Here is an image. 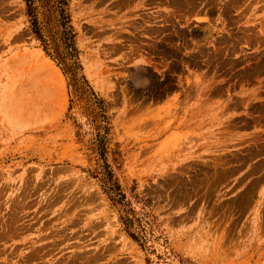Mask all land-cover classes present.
Here are the masks:
<instances>
[{
  "label": "rangeland",
  "instance_id": "374dc122",
  "mask_svg": "<svg viewBox=\"0 0 264 264\" xmlns=\"http://www.w3.org/2000/svg\"><path fill=\"white\" fill-rule=\"evenodd\" d=\"M46 1L0 0V264H264V0Z\"/></svg>",
  "mask_w": 264,
  "mask_h": 264
},
{
  "label": "trees",
  "instance_id": "16d2710c",
  "mask_svg": "<svg viewBox=\"0 0 264 264\" xmlns=\"http://www.w3.org/2000/svg\"><path fill=\"white\" fill-rule=\"evenodd\" d=\"M48 7L51 8L55 13H59L60 16V26L64 29L65 28V22L68 20V17H66V10L65 7L67 6L68 0H47ZM27 7H28V15L33 18V26H34V35L39 41L46 43L44 40V37L42 35V32L38 26V18H37V9L34 6V0H27ZM50 10V11H51ZM60 37L58 38V42L55 41L57 44H55L52 47V53H49L48 47H44L47 54L54 60H56L59 65L62 67L63 71L66 74L67 69L69 68L71 71H74V77L75 82L78 83L77 74L75 71L78 70V65L76 62V55H75V46H74V34L72 32H59ZM53 42V43H55ZM68 72V71H67ZM84 82L83 85H87V81L83 78ZM94 95V94H93ZM98 106H100L101 109L103 108V102L97 99ZM104 112V110H103ZM104 117V116H102ZM104 119H106L104 117ZM104 155L102 154V157ZM106 168L108 169V165H106ZM105 186L107 188V193L112 197V200L116 203L123 204L124 200L126 199L125 195L122 193L121 188L118 184V181L114 179V176L111 172L107 171L106 176L104 179ZM125 205V204H124ZM126 225L128 228L132 227V223L130 220H126ZM130 236L136 240L141 241L142 238L139 236H136L133 233H130Z\"/></svg>",
  "mask_w": 264,
  "mask_h": 264
},
{
  "label": "clouds",
  "instance_id": "9594fccd",
  "mask_svg": "<svg viewBox=\"0 0 264 264\" xmlns=\"http://www.w3.org/2000/svg\"><path fill=\"white\" fill-rule=\"evenodd\" d=\"M149 84H150V81L147 79H144L143 81H137L136 82L137 87H145L146 88Z\"/></svg>",
  "mask_w": 264,
  "mask_h": 264
}]
</instances>
